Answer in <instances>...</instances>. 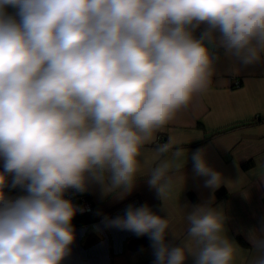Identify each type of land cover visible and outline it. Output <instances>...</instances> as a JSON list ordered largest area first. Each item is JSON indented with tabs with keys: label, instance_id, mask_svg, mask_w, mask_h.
<instances>
[{
	"label": "clouds",
	"instance_id": "obj_1",
	"mask_svg": "<svg viewBox=\"0 0 264 264\" xmlns=\"http://www.w3.org/2000/svg\"><path fill=\"white\" fill-rule=\"evenodd\" d=\"M217 48L245 68L264 59V0H0V264H64L85 211L68 194L122 198L142 169L163 215L129 205L105 226L146 236L153 264H235L213 206L223 173L191 152L211 195L184 205L186 250L163 203L172 144L143 151L207 90ZM250 243L264 264V236Z\"/></svg>",
	"mask_w": 264,
	"mask_h": 264
},
{
	"label": "crops",
	"instance_id": "obj_2",
	"mask_svg": "<svg viewBox=\"0 0 264 264\" xmlns=\"http://www.w3.org/2000/svg\"><path fill=\"white\" fill-rule=\"evenodd\" d=\"M221 52L207 90L195 96L143 151L152 158L160 141L171 142L172 149L164 158L170 165L173 186L163 203L178 235L175 243L195 251L197 244L187 234L190 209L184 205L204 202L211 195L202 187L203 178L195 177L192 171L191 152L202 149L209 164L225 178L227 187L218 189L220 194L218 190L214 193L213 206L223 208V234L238 248L235 264H251L257 253L250 240L264 236V59L245 68L227 57L223 49ZM177 148L184 150L180 158L172 155ZM247 161L251 164L244 167ZM238 177L243 178L242 183ZM147 178L148 170L142 169L134 189L122 198L118 192L104 196L97 186L89 190L97 219L74 225L76 240L64 264H153L146 236L137 237L104 223L105 218L123 216L129 205L148 204L163 215L159 213L162 202L148 187ZM186 264H192L190 257Z\"/></svg>",
	"mask_w": 264,
	"mask_h": 264
},
{
	"label": "built area",
	"instance_id": "obj_3",
	"mask_svg": "<svg viewBox=\"0 0 264 264\" xmlns=\"http://www.w3.org/2000/svg\"><path fill=\"white\" fill-rule=\"evenodd\" d=\"M164 141H160V144H164ZM15 193V191L13 192ZM12 193V194H13ZM68 198L72 199L73 202L81 206L85 209V211L82 214H90L94 213V206L89 196V191L86 193H69ZM81 213H77V215H80Z\"/></svg>",
	"mask_w": 264,
	"mask_h": 264
},
{
	"label": "trees",
	"instance_id": "obj_4",
	"mask_svg": "<svg viewBox=\"0 0 264 264\" xmlns=\"http://www.w3.org/2000/svg\"><path fill=\"white\" fill-rule=\"evenodd\" d=\"M221 49L217 48L215 50H213V55L216 57V59H218V57H220L221 55ZM251 164V161H247L243 164L244 167L248 166ZM222 190H218L217 193L220 194ZM97 219V217L94 215V213H90V214H80V215H76L74 220H73V224L74 225H82V224H87L90 222H93Z\"/></svg>",
	"mask_w": 264,
	"mask_h": 264
}]
</instances>
